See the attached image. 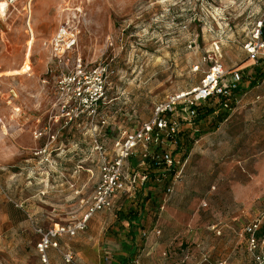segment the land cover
I'll use <instances>...</instances> for the list:
<instances>
[{
	"label": "rangeland",
	"instance_id": "374dc122",
	"mask_svg": "<svg viewBox=\"0 0 264 264\" xmlns=\"http://www.w3.org/2000/svg\"><path fill=\"white\" fill-rule=\"evenodd\" d=\"M0 13V264H41L34 226L81 217L99 174L94 141L110 155L122 132L149 120L169 94L196 86L214 64L227 73L258 70L243 44L264 17V0H18ZM62 25L75 43L55 55ZM21 68L25 74L14 73ZM94 70L101 105L93 122L75 119L74 85L62 91L58 82ZM255 81L233 109L186 130L193 136L181 138L180 155L189 149L173 224L140 264H254L243 229L264 216V77ZM198 208L204 223L223 227L220 235L207 231V243L187 238ZM116 217L97 213L84 231L61 238L50 264H65L67 250L72 264H109L101 249Z\"/></svg>",
	"mask_w": 264,
	"mask_h": 264
},
{
	"label": "built area",
	"instance_id": "2783aa9c",
	"mask_svg": "<svg viewBox=\"0 0 264 264\" xmlns=\"http://www.w3.org/2000/svg\"><path fill=\"white\" fill-rule=\"evenodd\" d=\"M17 1L0 0V4L4 5L3 8L0 6V10H6ZM74 43V32L62 25L53 38L52 51L55 55L64 54ZM243 50L247 60L264 77V17L254 22L243 44ZM198 69L195 66L193 71ZM93 75H96L95 70L81 75V78L78 77L80 75L67 76L58 82L62 91L70 83L74 85L71 93L74 108L71 112L75 119L87 117L93 122L97 107L101 105V74H97L96 79ZM87 80L96 82L93 83V88L85 87L89 83ZM253 83H256L255 72L236 69L227 73L221 65L214 64L203 73L196 86L169 94L154 106L149 120L138 128L122 132L113 142L110 155L105 153L102 145L94 141V149L100 157L99 178L91 195L82 202L85 209L81 217L67 224H54L49 228L34 226L38 236L35 250L40 263L49 264L48 252L59 248L61 238H73L86 228L88 220L94 214L110 211L116 195L125 194L134 199L148 181L162 187L159 210H164L177 182L181 180L186 162L181 158L178 149L184 124L194 125L204 105L214 108V113L218 110L230 111L238 104L239 93H243ZM69 120H72L71 116ZM137 157L141 162L137 168L131 167L129 162ZM158 234L160 232L157 230L156 235ZM243 235L254 264H264V216L245 226ZM61 255L65 264L74 263L75 256L71 251H64ZM133 263L137 264L136 258Z\"/></svg>",
	"mask_w": 264,
	"mask_h": 264
},
{
	"label": "crops",
	"instance_id": "0c3cea01",
	"mask_svg": "<svg viewBox=\"0 0 264 264\" xmlns=\"http://www.w3.org/2000/svg\"><path fill=\"white\" fill-rule=\"evenodd\" d=\"M206 108L212 109L211 115L216 114L214 113V108L204 105L201 108L200 116L194 121V125L184 124L181 133L182 139L184 136L187 138L193 136V133H190L191 135H189L185 132L191 130L195 133L198 131V127L203 125L202 120L205 117H202V114L207 110ZM140 162V159L137 157L131 160L129 162V165L131 167L137 168ZM98 178L99 174L97 176V182ZM178 189L179 187H175L174 191H177L170 197L169 201L167 202V204L169 203V205L166 207V210L164 212H162L163 210H159V205L162 201L163 189L161 186L153 183L152 181L146 182V184L139 191L137 197L134 199L130 198L128 195L125 194H118L115 196L113 200L112 209L106 212L115 211L117 212V217L110 229V237L104 238V243L106 244V247H103L101 249V252L104 255V259L108 260L109 264H121L122 260L131 257L133 254H135L137 264H140V260L142 261L148 257H152L155 252L156 236H159L162 232L164 233L166 228L171 227L173 224L172 206L176 202V199L179 195ZM127 199H132L133 201L131 202H134V204L129 206L128 209L124 205ZM137 204L139 205L137 206ZM200 207H202L200 209L204 210L207 207V203L203 201ZM190 214H192V217L190 218V221L187 225L188 228L186 232L189 233L187 238L191 242L196 239L206 243L209 242V240L211 239V233L207 231L213 230L216 235H220L222 233L223 227L218 226L219 222L204 223V219L199 213V208L195 211L192 210ZM93 216L88 220V222L93 218ZM207 223L210 224L208 225ZM158 225L161 229L158 228ZM201 226L202 228H200ZM157 230L160 232V234L158 235H156ZM51 250H49L48 255ZM129 264L134 263L133 261H131Z\"/></svg>",
	"mask_w": 264,
	"mask_h": 264
},
{
	"label": "trees",
	"instance_id": "16d2710c",
	"mask_svg": "<svg viewBox=\"0 0 264 264\" xmlns=\"http://www.w3.org/2000/svg\"><path fill=\"white\" fill-rule=\"evenodd\" d=\"M255 75H257V76H260V75H262V73H260V71L259 70H257L256 72H255ZM240 94H242V93H239V95ZM212 114V109H207L203 114H202V117H207V116H209V115H211ZM183 145H185V143H179V151H181V150H183ZM189 148L186 146V148L184 149V151H183V153H182V155H185V153H186V151L188 150ZM134 237V236H133ZM132 237V238H133ZM135 258V254H133L131 257H129V258H127V259H124V260H122V263L121 264H129L131 261H133L134 260V258Z\"/></svg>",
	"mask_w": 264,
	"mask_h": 264
},
{
	"label": "bare ground",
	"instance_id": "6f19581e",
	"mask_svg": "<svg viewBox=\"0 0 264 264\" xmlns=\"http://www.w3.org/2000/svg\"><path fill=\"white\" fill-rule=\"evenodd\" d=\"M0 6L3 8L4 7V5L3 4H0ZM5 11V10H4ZM0 12H1V10H0ZM1 14V13H0ZM3 14V13H2ZM31 33V32H30ZM29 33V34H30ZM14 73H19V74H25L26 73V70L25 69H23V68H21L19 71H14Z\"/></svg>",
	"mask_w": 264,
	"mask_h": 264
}]
</instances>
